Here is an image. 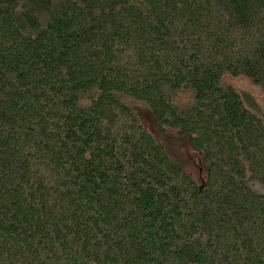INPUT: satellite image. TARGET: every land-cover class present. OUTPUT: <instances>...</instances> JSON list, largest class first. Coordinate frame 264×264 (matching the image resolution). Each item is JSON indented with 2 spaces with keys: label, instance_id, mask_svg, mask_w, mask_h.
Returning a JSON list of instances; mask_svg holds the SVG:
<instances>
[{
  "label": "trees",
  "instance_id": "1",
  "mask_svg": "<svg viewBox=\"0 0 264 264\" xmlns=\"http://www.w3.org/2000/svg\"><path fill=\"white\" fill-rule=\"evenodd\" d=\"M0 264H264V0H0Z\"/></svg>",
  "mask_w": 264,
  "mask_h": 264
},
{
  "label": "rangeland",
  "instance_id": "2",
  "mask_svg": "<svg viewBox=\"0 0 264 264\" xmlns=\"http://www.w3.org/2000/svg\"><path fill=\"white\" fill-rule=\"evenodd\" d=\"M232 83H234V85L239 89V90H244V91H249L252 93V95L255 97V99L262 105L263 101L261 99V96L259 95V93L254 89V88H250L246 83H239V82H234L232 81Z\"/></svg>",
  "mask_w": 264,
  "mask_h": 264
}]
</instances>
